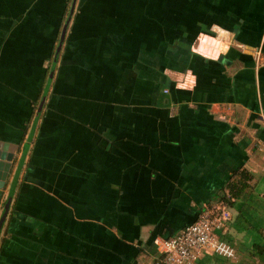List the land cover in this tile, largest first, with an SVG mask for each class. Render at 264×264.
<instances>
[{
    "label": "crops",
    "instance_id": "0c3cea01",
    "mask_svg": "<svg viewBox=\"0 0 264 264\" xmlns=\"http://www.w3.org/2000/svg\"><path fill=\"white\" fill-rule=\"evenodd\" d=\"M73 2L0 0V264H155L218 205L196 264H264V0H77L50 81Z\"/></svg>",
    "mask_w": 264,
    "mask_h": 264
},
{
    "label": "built area",
    "instance_id": "2783aa9c",
    "mask_svg": "<svg viewBox=\"0 0 264 264\" xmlns=\"http://www.w3.org/2000/svg\"><path fill=\"white\" fill-rule=\"evenodd\" d=\"M264 127V112L261 115ZM223 207H205L198 219L178 235L163 240L162 252L155 264H196L204 255H217L227 260L235 257V250L216 235L225 228L227 217Z\"/></svg>",
    "mask_w": 264,
    "mask_h": 264
},
{
    "label": "trees",
    "instance_id": "16d2710c",
    "mask_svg": "<svg viewBox=\"0 0 264 264\" xmlns=\"http://www.w3.org/2000/svg\"><path fill=\"white\" fill-rule=\"evenodd\" d=\"M196 1H198V0H196ZM67 3H71V0H67ZM167 3V2H166ZM175 15H177V19L178 20H183L184 21V19H185V16H186V14H179V12H177V11H175V12H173V9H172V11H167V9H162V12L161 13H159L158 15H157V20H159V21H161L162 23V30L165 28V26L166 25H168L167 23L171 20L170 18H173V16H175ZM188 15V14H187ZM199 16V15H198ZM36 17L37 18H40L39 20L41 21V20H49V21H52V19L54 18H52V17H48V16H46L45 14H43V13H38L37 15H36ZM180 18V19H179ZM210 35H212L211 33H209ZM59 37H60V31H59V33L56 35V36H54V38H53V48L55 47V44L58 42V40H59ZM54 51V50H53ZM52 57V56H51ZM51 57H50V59H51ZM49 59V61H50V65H51V63H52V60H50ZM47 72H48V70H47ZM38 102H39V100L38 101H35L34 103H33V105H34V107H35V109H36V107H37V105H38ZM245 180H253V177H252V175H250L249 176V174L246 172V171H241L240 172V174H239V179H238V181H235V182H232V183H230L229 184V186H228V189H229V192H230V198H236V197H238L242 192H244L248 187H249V185L247 184V182H245ZM226 199V198H225ZM228 203V205H232L233 203L231 202V199H230V201L229 202H227ZM175 237V236H174ZM173 238V237H172ZM169 239H171V238H169ZM244 254V253H243ZM246 255V259H245V262H246V264H248L249 262H252V260L250 261L249 260V257H258V256H256V255H250V254H245ZM262 256H264V255H262ZM262 263H264V258H260L259 259Z\"/></svg>",
    "mask_w": 264,
    "mask_h": 264
},
{
    "label": "water",
    "instance_id": "95a60500",
    "mask_svg": "<svg viewBox=\"0 0 264 264\" xmlns=\"http://www.w3.org/2000/svg\"><path fill=\"white\" fill-rule=\"evenodd\" d=\"M76 1L77 0H74V2H73V6H72L70 17L67 20V22L65 24V27L63 29L62 35H61V40H60V43H59V47H58V49L56 51L55 59H54L52 70H51L50 81L52 80V77H53V74H54V71H55L56 63H57V60H58V55H59L60 50H61V48L63 46L64 40H65V37H66V34H67L68 26L70 24L71 17H72L73 11H74V6L76 4ZM42 105H41V107H42ZM13 146L10 143H3V142L0 141V187L4 186V183H5V181L8 178V175H9V172H10V169H11V166H12V159H13L12 152L14 150ZM11 200L12 199L10 198L9 201L7 202L6 206H5L4 216H3L2 221L0 222V231L2 229L4 220H5V218H6L7 214H8Z\"/></svg>",
    "mask_w": 264,
    "mask_h": 264
}]
</instances>
